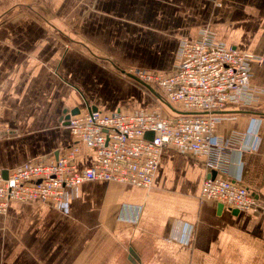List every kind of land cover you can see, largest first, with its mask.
<instances>
[{
  "label": "crops",
  "instance_id": "obj_1",
  "mask_svg": "<svg viewBox=\"0 0 264 264\" xmlns=\"http://www.w3.org/2000/svg\"><path fill=\"white\" fill-rule=\"evenodd\" d=\"M204 27L264 55V0H0V169L54 159L74 139L62 118L76 106L158 107L115 68L172 72L181 38ZM251 82L264 89V59ZM247 108L225 113L216 132L251 131V148L230 152L229 174L256 209L202 198L204 158L166 147L150 188L83 181L64 206L11 201L0 264H264V93ZM77 160L90 164L92 149L80 143Z\"/></svg>",
  "mask_w": 264,
  "mask_h": 264
},
{
  "label": "built area",
  "instance_id": "obj_2",
  "mask_svg": "<svg viewBox=\"0 0 264 264\" xmlns=\"http://www.w3.org/2000/svg\"><path fill=\"white\" fill-rule=\"evenodd\" d=\"M263 59L262 54L226 45L204 27L197 38H181L172 72L125 69L156 87L177 109L192 112L174 111L161 101L149 109L105 111L89 105L69 112L62 121L74 139L54 159L28 160L8 169L7 176L0 169V214L7 212L11 201L64 206L83 181L111 180L150 188L166 147L204 158L210 175L202 182V198L231 209H256L254 192L229 174L230 152L251 148L244 144L251 131L219 136L216 128L224 113L216 111L247 108L259 99L264 89L251 82L252 62ZM80 143L92 149L93 160L84 167L77 160Z\"/></svg>",
  "mask_w": 264,
  "mask_h": 264
},
{
  "label": "water",
  "instance_id": "obj_3",
  "mask_svg": "<svg viewBox=\"0 0 264 264\" xmlns=\"http://www.w3.org/2000/svg\"><path fill=\"white\" fill-rule=\"evenodd\" d=\"M121 71L124 72V73H127V75H129L131 78H133L134 80H137L139 83H141L145 88H147L152 94H154L161 102H163L164 104H166L167 106H169L172 110L174 111H177V112H192V111H181L179 109H177L176 107H174L162 94L161 92L156 88L154 87L153 85H151L150 83L148 82H145L143 81L142 79H140L138 76L134 75V74H131L130 72H127L124 68H121ZM93 108H97V106H93ZM80 108H78V106H76V108H74L73 110L70 111V113H77L79 112ZM216 112H219V113H231V112H249V113H253L255 111L253 110H250L248 108H236V109H222V110H217ZM69 116V114H68ZM67 116V117H68ZM147 136H151L152 135V132L148 131L146 133ZM4 172V175L7 176V173H8V170H3ZM216 172L213 171V175L215 174ZM222 206V204L220 205ZM235 211L237 209H234Z\"/></svg>",
  "mask_w": 264,
  "mask_h": 264
},
{
  "label": "rangeland",
  "instance_id": "obj_4",
  "mask_svg": "<svg viewBox=\"0 0 264 264\" xmlns=\"http://www.w3.org/2000/svg\"><path fill=\"white\" fill-rule=\"evenodd\" d=\"M115 67H116V66H115ZM115 69H116V71L119 72L124 78H127V77H128L127 79H128V80H131V79H129V76L126 75V74H124L119 68L116 67ZM141 87H142L143 89H145L147 92H149V91L147 90V88H145L143 85H141ZM141 87H140V88H141ZM142 88H141V89H142ZM5 214H7V212H6V213H1L0 215H5Z\"/></svg>",
  "mask_w": 264,
  "mask_h": 264
}]
</instances>
